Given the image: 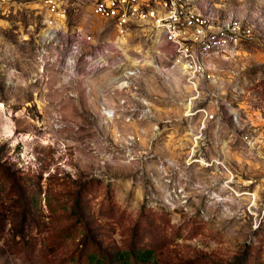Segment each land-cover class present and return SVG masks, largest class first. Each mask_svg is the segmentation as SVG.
Instances as JSON below:
<instances>
[{"label":"rangeland","instance_id":"374dc122","mask_svg":"<svg viewBox=\"0 0 264 264\" xmlns=\"http://www.w3.org/2000/svg\"><path fill=\"white\" fill-rule=\"evenodd\" d=\"M45 6L0 0V264H81L98 246L150 247L148 264H264V40L210 55L217 81L196 93L150 25L119 35L79 0L69 28L115 44L126 66L145 56L134 91L103 70L115 116L100 106L96 119L81 68L59 76L62 107L34 103Z\"/></svg>","mask_w":264,"mask_h":264},{"label":"built area","instance_id":"2783aa9c","mask_svg":"<svg viewBox=\"0 0 264 264\" xmlns=\"http://www.w3.org/2000/svg\"><path fill=\"white\" fill-rule=\"evenodd\" d=\"M92 12L108 20L119 35L132 24L150 25L157 33V41L167 43L172 51L168 54L171 66L178 67L187 83L196 93L202 83L215 81L213 68L207 57L214 54L222 59L235 58L243 40L255 35L253 21L240 17L233 11L221 14L215 0H87ZM45 16L42 30L37 37L36 60L39 70L52 65L64 81L81 74L95 76L104 69L119 70L118 88L137 89L143 54L135 62L125 65L123 53L115 44L95 41L91 32L81 27L69 28L70 10L76 9L79 0H43ZM118 35V36H119ZM138 98V94L133 96ZM119 106L126 98H119ZM146 103V101H145ZM134 108V107H131ZM143 108L141 115L146 114ZM108 118H114L115 108L102 106ZM204 118L213 114L202 109ZM107 112V113H105ZM56 116V115H55ZM56 118V120H58Z\"/></svg>","mask_w":264,"mask_h":264},{"label":"crops","instance_id":"0c3cea01","mask_svg":"<svg viewBox=\"0 0 264 264\" xmlns=\"http://www.w3.org/2000/svg\"><path fill=\"white\" fill-rule=\"evenodd\" d=\"M217 5L219 6V11L221 14H226L228 11H233L235 14L239 15L240 17H244L246 20L253 21L255 24V34L260 36L261 40H264V0H215ZM241 45L238 51V54L240 53ZM215 58H218L216 55ZM209 56L207 57V59ZM236 58V57H235ZM233 59V58H231ZM207 63L213 68L214 74L215 70L218 69V65L215 63L209 62V60H206ZM104 72H101L100 74H97L95 76L89 77L85 76L87 84V92L90 93H96V98L94 101L84 105V107L88 111H92V115H94L97 119V117L100 115V106L104 107H111L109 103V99L101 93V85L103 80L100 77H104ZM45 77L46 80L43 81V73L41 70L38 71L37 75L35 76V82L34 85V103L38 104L39 107L48 105L49 107L57 106L62 107L64 105L65 100V90H63V86L60 83L59 80V72L54 68H47L45 71ZM217 77V76H216ZM215 77V81H217V78ZM15 78H18L15 76ZM58 79V80H56ZM110 79H115V77L106 78V81L108 82ZM18 80V79H17ZM17 82V81H16ZM116 84H114V87ZM117 87V86H116ZM75 88V87H74ZM74 90L77 93V90ZM16 101V97L13 95H10L6 101V103H14ZM89 113V112H88ZM101 119V117H100ZM98 118V120H100ZM88 122V121H87ZM85 126H90V123L85 124Z\"/></svg>","mask_w":264,"mask_h":264},{"label":"trees","instance_id":"16d2710c","mask_svg":"<svg viewBox=\"0 0 264 264\" xmlns=\"http://www.w3.org/2000/svg\"><path fill=\"white\" fill-rule=\"evenodd\" d=\"M153 249L145 246H129L108 250L103 246L84 252L81 264H148L153 259Z\"/></svg>","mask_w":264,"mask_h":264},{"label":"bare ground","instance_id":"6f19581e","mask_svg":"<svg viewBox=\"0 0 264 264\" xmlns=\"http://www.w3.org/2000/svg\"><path fill=\"white\" fill-rule=\"evenodd\" d=\"M105 113H107V112H105Z\"/></svg>","mask_w":264,"mask_h":264}]
</instances>
